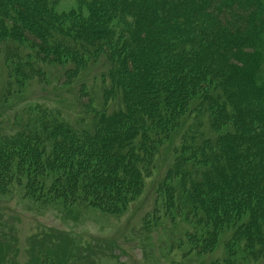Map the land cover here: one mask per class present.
Instances as JSON below:
<instances>
[{"label": "trees", "instance_id": "obj_1", "mask_svg": "<svg viewBox=\"0 0 264 264\" xmlns=\"http://www.w3.org/2000/svg\"><path fill=\"white\" fill-rule=\"evenodd\" d=\"M56 3L0 0V39L13 40L0 41L6 85L20 88L58 67L68 86L99 63L104 108L83 83L89 100L71 114L39 107L55 119L35 110L0 128V181L116 210L146 185L169 142L172 165L147 216L159 222L164 211L183 225L167 264H206L220 244L222 264L236 253L264 261V0H77L64 13ZM245 214L252 217L242 221ZM222 221L233 226L231 239L222 238ZM36 236L26 238L25 264L95 262L61 239L56 256L45 254ZM0 238V264H19L16 233Z\"/></svg>", "mask_w": 264, "mask_h": 264}, {"label": "rangeland", "instance_id": "obj_2", "mask_svg": "<svg viewBox=\"0 0 264 264\" xmlns=\"http://www.w3.org/2000/svg\"><path fill=\"white\" fill-rule=\"evenodd\" d=\"M54 7L58 13H64L73 11L78 7V3L77 0H57ZM39 19L41 20L37 22L44 23L42 18ZM16 22L23 25L20 19ZM9 40L12 39H9L8 35L0 39L4 42ZM22 41L25 40L19 43ZM0 52L2 53V50ZM3 59V54H0V125H2L0 128L4 130H10V127L15 126L22 116L33 115L35 110H39L38 114L43 119L49 116L53 118L54 114L50 112L46 115V112L39 107H45L48 110H61L64 107L66 111H70L64 114H71L75 103L83 104L89 100V97H82L83 83L85 84L83 89L94 97L93 106L97 109L104 108L99 92L101 90L99 76L105 72V67L99 63L89 65L79 74L77 77L79 79L68 86L62 85L63 72L60 68L45 67V77L34 78L20 88L17 86L13 88L9 83L6 85L9 82L6 77L8 66ZM114 104L115 102L110 101L107 106L112 109ZM55 122L59 120L56 119ZM168 143H164L157 158V168L146 181V185L139 192L126 193L128 197L124 198L125 201L120 200L124 204L118 206L116 210L110 209V206L107 209H100V206L96 208L88 203L75 201L69 194L62 196L63 194L51 192L45 187L43 194L40 195L39 192L34 194L30 187L26 189L27 186L24 187L21 181L15 178L0 181V234L3 235L9 231L16 233L21 248L19 264H25L27 254L24 251V245L28 246L26 238L32 234L40 235L34 237V241L39 242L38 249L53 256H56L55 245L61 239L67 244L69 253L82 257L84 262L88 258L93 259L94 264H167L169 259L173 262L172 251L174 249L180 251L179 248L174 247L173 243L178 245L180 235H184V232L177 233L178 230H176L177 227H183L181 221L176 226L175 216L169 217L168 213L163 211L164 218L168 220L171 227V230L167 231L168 223L163 222L165 220L163 217L159 222L147 217L153 212L156 201L159 200L157 187L169 166L172 165L173 158ZM53 148L55 145L52 150ZM207 166H211L210 163H207ZM210 173H212L211 170ZM209 178L208 176L203 179L210 184L212 181L209 182ZM227 180L230 182L229 177ZM217 189V186L212 187L210 192L214 194ZM250 216L252 217L245 214L241 220L248 219ZM144 221L150 229L145 228ZM255 223L259 224V218ZM225 225H227L226 221H222L221 226L226 228L222 230V238L231 239L233 226L227 228ZM44 234L46 237L41 239V235ZM215 250L216 252L207 259L206 264L213 262L222 264L225 256L224 247L220 244ZM178 261V259L175 260V262ZM231 261L233 264H249L243 257L240 258L239 253H236ZM250 264H264V261Z\"/></svg>", "mask_w": 264, "mask_h": 264}]
</instances>
